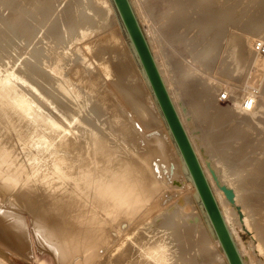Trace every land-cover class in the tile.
Listing matches in <instances>:
<instances>
[{
	"label": "bare ground",
	"instance_id": "obj_1",
	"mask_svg": "<svg viewBox=\"0 0 264 264\" xmlns=\"http://www.w3.org/2000/svg\"><path fill=\"white\" fill-rule=\"evenodd\" d=\"M1 1L7 2L8 11H0V205L48 222V241H43L48 247L49 241L57 245L52 239L60 222L62 229L68 228L72 243L60 237L65 242L59 252L58 245L49 247L56 249L59 264H213L218 255L213 246H221L220 240L195 203L183 158L153 108L112 0ZM159 1L132 0L144 29L150 26L156 37L159 27L175 19L192 52L200 34L189 39L194 26L213 34L223 33L227 25L228 5L214 14L215 1L206 8V3L200 7L202 0H168L174 10L165 13L158 10ZM185 4L191 12L182 11ZM208 12L214 20L207 19ZM251 38L227 44L225 72L233 73L235 64L247 59ZM148 40L173 95L170 84L182 79L169 80L174 62L161 57V40H156L158 47L151 36ZM21 44H26L25 51ZM206 52L203 47L200 55ZM107 53H112L110 60ZM189 72L183 74H195ZM198 94L195 102L188 97L195 103L188 109L171 96L229 228L232 233L236 224L247 228L262 251L264 106L254 90H234L228 107L213 103L210 87L200 86ZM231 120L237 126H226ZM255 131L258 137H251ZM252 147L254 156L249 153ZM18 245L23 246L22 241ZM101 247L106 256L100 254V260ZM219 250L225 260L217 264H230L223 248ZM254 261L264 264L261 258Z\"/></svg>",
	"mask_w": 264,
	"mask_h": 264
},
{
	"label": "rangeland",
	"instance_id": "obj_2",
	"mask_svg": "<svg viewBox=\"0 0 264 264\" xmlns=\"http://www.w3.org/2000/svg\"><path fill=\"white\" fill-rule=\"evenodd\" d=\"M211 1H213V2L215 1L216 2V8L218 7V9L215 8L216 10H214V12H213L214 14H216L219 10H223V8H224V10H226L227 5H228V9L225 11V13H227L226 15H228V18L225 17V23H227V25L225 24L226 26H224L223 33H213V34L212 33L209 34L208 29L205 30L206 28H204V29L201 28L202 27L201 25L194 26L192 28V31L190 32L191 36L189 37V39L192 36L195 37V35L200 33L198 36L199 39L196 38V40H195L196 43L198 42V45L196 46L197 48H195V52L194 51L192 52V50L190 51L188 49V47H187L188 38H186L188 36L182 35V30L180 28H178V26H177L178 23H177V20H175V19H171L170 21L172 23L169 21V23L166 25L167 20H166V18H164V21H165L164 25H166V26H162L161 27L162 30H160L159 29L160 27H159L158 28L159 31L156 29L157 30L156 37L153 36L154 33L152 34V32H154V31H152V29H150V26H147L146 30L144 29L147 37L151 36L153 38L155 45L158 43L157 41L160 38H162V39H160L162 42H160V40H159V42H160L159 45L162 43L159 46V48L161 50L158 48L159 53H160L161 57H162V55H163V57L166 56V57H164L165 59L170 60L171 63L174 62V63H172L173 64L172 65L173 70H171V72H169L167 74L169 77V80H170L171 76L176 77V80L178 78L177 81H179V78L182 79V80H180L181 82L179 81L177 83V85L175 83L170 84V86L172 87L171 90L173 92V95H172V93H171V95L174 96V98H176L175 100H176L177 104L182 109H184L186 107L188 109L189 106L192 108L193 104H195L194 103L196 101L195 98L196 99L199 98L198 93H199L200 86H207V87L211 88L212 94L215 98L213 103L217 104V106L228 107L230 104L229 98L232 95L234 90H238L239 92H243V93H246V92L248 93L249 91L254 90L257 94V97L261 99L259 105L263 107L264 106V91H263V87H264V66H263L264 65V55L256 54L253 47H254V41L257 39H262V38H260V35H264V0H202V2H201L202 4H200V7H201V5L203 7H205L206 5H204V4L205 3L210 4ZM160 2H162V3H160ZM217 2H220V4L217 5ZM1 3H2V5H0V11L2 10L3 12H7L8 11L7 2L1 1L0 4ZM158 4H160V6L158 5L159 6L158 10H160V12H162V10H163V11H166L165 13H168V11L170 13V11L174 10L172 8H169L168 0H163V1L160 0L158 2ZM182 4H184V2H182ZM182 4H180V5H182ZM209 4L207 5L206 8H209L208 7ZM221 5H223V6L221 7ZM186 6L187 5L185 4L182 11L186 12V13H188L189 11L191 12L192 11L191 6H189V4H188L187 7H189V9ZM230 11H232V12H230ZM208 15H209V12H208L207 16ZM176 16H177V14H176ZM176 16H175V18H176ZM178 16L180 17L179 14H178ZM117 17H118V24L120 23L119 24L120 29L123 32V35H124L125 39L127 40L128 45L130 47V53H131L133 59L135 60L137 69H139V71L141 72L142 80L144 82H147L146 84H148L147 88H148V90H149V92L153 98V101L155 102L153 108H154L155 112L158 110V113H160L159 115L162 119L163 126L167 130L169 127H168V125H167V123L163 117V114H162L161 109L158 105V102L155 98V95H154V93H153V91H152V89H151V87L147 81V77H146V75H145V73H144V71L140 65V62H139V60H138V58H137V56H136V54L132 48V45L129 42L130 39L126 34L124 27L122 28L123 25L121 23V20L119 19L118 14H117ZM231 17H232V19H231ZM209 18L214 20V17L212 18L211 13H210L209 17H207V19L209 20ZM226 21H229V22H226ZM198 26H200V27H198ZM163 31L165 32V34ZM160 33H161V35H160ZM174 33H175V35H174ZM158 34L161 37H159ZM243 34H246V35H244V37H243L242 36ZM247 34L249 35V38L252 37L251 42L248 43V41H247V44H246V47L249 45L248 46L249 48L248 47L246 48L248 53L246 52L247 55L245 56V58H247V59H243V61L236 63L235 64V70L233 73L225 72L226 71L225 65L222 63V61L224 59V55H226V52H225L226 48L230 45L229 43H231V41H233V39H235V38L241 39V37L246 38V36L248 38ZM197 40H200V41H197ZM199 42H200V44H199ZM24 43L25 42H23L22 44H24ZM22 44H21V46H22L21 49L25 51L26 44L24 45L25 47H23ZM227 44H228V46H227ZM162 45L164 47L166 46L165 47L166 49L163 48ZM156 46L158 47V44ZM203 47H205L207 49L205 57H203V55H200V51L203 49ZM93 48H95V47H93ZM151 48H152V46H151ZM235 49L237 50V48H235ZM248 49H250V50H248ZM152 50H153V48H152ZM162 50H165V51H162ZM162 52H165V53H162ZM167 53H168V56L170 55L169 58H167L168 57ZM111 56H112V53H107L105 55V58L110 60L112 58ZM254 56H257V57L255 58ZM260 58L263 61L260 60ZM162 61H163V59H162ZM252 61H253V63H252ZM259 62H261L260 65H259ZM169 67H171V65ZM165 68L168 69L167 67H165ZM190 70H191V72H194L195 74H193L192 76L190 74V76L186 77L187 75H189ZM260 70H262V71H260ZM186 71H188V72H186ZM183 73H186L187 75L183 74ZM192 77H194V78L191 79ZM182 82H183V84H182ZM188 84L191 87L188 86ZM184 87H186V88H184ZM228 90H229V98L225 99V100L220 99L221 94L225 91H228ZM189 96L191 97L190 99H192V100L194 99V102L190 103V100L188 98ZM242 101L243 100L241 99V102ZM240 108H242V106ZM259 108H261V107H259ZM164 124L166 125V127ZM234 125L237 126L235 121L231 120V121L226 122V126H228V127H233ZM200 130L201 129H198V131H200ZM167 132H169V135H170L172 141H174L173 144H174L175 149L177 150L178 155L181 159L182 156H181L179 149L175 143V140L172 138L173 136L171 134L170 129H168ZM250 136L256 138V137H258V132H256V131L250 132ZM262 136H263V134H261V137ZM261 137H260V139H264L263 137L262 138ZM256 142H258V140H255V143ZM251 149H253V147ZM251 149L249 150V153L251 152L250 156H252V154H253V156L256 155V152H254V150L256 151V149L254 148L252 151H251ZM260 158H263L262 160L264 161V152L260 156ZM181 162L184 166L185 176H186L187 180H189V182H191V184L193 186V190H191V191L193 192L194 199L197 200L195 203L197 205H199V208L202 210V213L205 216L204 219L207 221V224L209 226H211V224L208 220V217H207V213L204 211L205 209H204L202 202L198 196L196 187L194 188L190 174L184 165L185 163H184L183 159H181ZM3 206H4V208H3ZM3 206H1L3 209L1 208L2 210L0 209V211H3L6 207V210L9 209V213L5 214L6 210H4L3 212H0V215H1L0 216V264H4V263L5 264H59V262H57L58 258L56 255H58L57 252H59V250H60L59 249L61 247L60 245H64L61 243H64L67 240L70 241V242L69 241H67V242L72 243L71 242L72 239L68 235L69 234V232L67 230L68 228L66 229V227H65V229L64 228L62 229V226L60 225L61 222L59 221L60 224L58 223L59 225H57V227L58 226H60V227L56 228L57 230L59 229L58 233H57V238L52 239L53 244L57 243V245L59 246L58 247L56 245L58 247L57 252H56L55 251L56 249L55 250L50 249L51 246H52V248H56V246L54 247V245H52L51 241H49L51 243V246L49 244L50 248L47 246L48 243H46L47 245L46 244L44 245V242H43V241L46 242V240L48 239L47 234H48V230L50 227V224L48 222L41 219V220L46 222V223L45 222L42 223V221L39 218H36V220H35V218L31 217L26 212L24 213V211H21V210H20L21 211L20 212L19 209L15 208V207H13V208H15L17 211L13 209L14 214H15V211L18 213H16L15 215L13 214V217H11L12 213H10L11 209L9 208V207H11V205L5 206L3 204ZM13 210H11V211H13ZM6 212H8V211H6ZM2 213H4V214L2 215ZM22 213H24V214H22ZM9 214H10V216H9ZM19 214H21V217L19 216ZM7 215L9 218L7 217ZM14 216H16L15 217L16 219L14 218ZM3 218H6L7 220L3 219ZM10 218H11V220H10ZM19 218H20V220H21L20 222L22 224H19L20 222L17 224V222H18L17 220H19ZM1 219H3L4 221ZM12 219H14V220L12 221ZM37 219H38V221H37ZM22 220H23V222L24 221L26 222V225H25V222L24 223L22 222ZM36 221H37V223H36ZM38 222H40V224ZM30 223L32 225L34 223L36 226L35 225L32 226ZM16 224H17V226H16ZM41 225H42V227H41ZM45 225H46V227H45ZM32 228H34V229L32 230ZM210 228H211L213 236H215V238H218L217 235L214 233L212 226ZM41 230H44V231H41ZM39 231L42 232V234ZM37 232H38V234H37ZM43 232H45V233H43ZM61 232H63V233L61 234ZM11 234H14L15 236L13 235V237H12ZM16 234H18V235L16 236ZM66 234H67V236H65ZM39 235H40V238H39ZM233 235L235 237V240H236L239 248H241V250L243 251V256L245 257V260L247 259V261H246L247 264H252V262H251L252 259H253V262H255L254 261L255 258H259V259L261 258V259H263L262 262H264V244L261 247L262 251H260V249L257 245V241L252 236L253 234L247 228L239 227V224H236V225H234V228H233ZM22 236H24V237H22ZM37 236H38V238H36ZM42 236L45 237V238H43V240H42ZM60 237L62 239L64 237H66V238H64L66 240L63 241V240H61ZM57 240L62 241V242H60V244H59L57 242ZM18 241H20V243L22 241L23 246L18 245V244H20ZM30 244H31V246H30ZM24 245L26 247H24ZM74 245H76L75 242H73V246ZM19 246L22 247L24 250L21 249ZM217 247L218 246H216V247L213 246V249L216 250V254L218 253V255H219V256L217 255V257L215 259L216 261L212 262L213 264H217V262H220V260L223 263L224 262L223 260H225L224 258H222L221 252L219 250V248L222 249V247L220 246V244H219V247L218 248ZM48 249H50V251ZM104 250H106V249L105 248L103 249V247H101V249L97 250V255L99 256L101 254L102 259L106 256V252ZM54 251H55L56 255L54 254ZM51 252H53V253H51ZM102 252L104 253V256L102 255L103 254ZM79 256H81V254ZM82 256H83V254H82ZM98 256L95 257V260H97L96 258H98ZM249 256H251V257H249ZM55 257L57 258V260ZM101 257L99 256L100 260H101ZM1 260L3 261L2 263H1Z\"/></svg>",
	"mask_w": 264,
	"mask_h": 264
},
{
	"label": "water",
	"instance_id": "obj_3",
	"mask_svg": "<svg viewBox=\"0 0 264 264\" xmlns=\"http://www.w3.org/2000/svg\"><path fill=\"white\" fill-rule=\"evenodd\" d=\"M132 48L147 77L163 117L192 178L214 233L230 264H247L229 228L213 187L187 132L132 0H112Z\"/></svg>",
	"mask_w": 264,
	"mask_h": 264
},
{
	"label": "built area",
	"instance_id": "obj_4",
	"mask_svg": "<svg viewBox=\"0 0 264 264\" xmlns=\"http://www.w3.org/2000/svg\"><path fill=\"white\" fill-rule=\"evenodd\" d=\"M254 50L257 51L259 54L264 55V40L263 39H257L254 41ZM229 98V93L228 92H223L221 94L220 99L225 100ZM251 106V102H249Z\"/></svg>",
	"mask_w": 264,
	"mask_h": 264
}]
</instances>
